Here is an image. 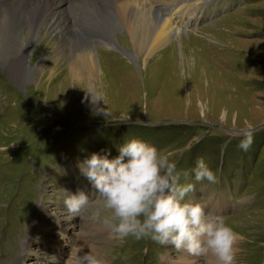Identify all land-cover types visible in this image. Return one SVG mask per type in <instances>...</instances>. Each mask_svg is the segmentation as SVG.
I'll return each instance as SVG.
<instances>
[{"label": "rangeland", "instance_id": "1", "mask_svg": "<svg viewBox=\"0 0 264 264\" xmlns=\"http://www.w3.org/2000/svg\"><path fill=\"white\" fill-rule=\"evenodd\" d=\"M94 1L97 7L113 5V0ZM81 2L76 0L73 8H83ZM203 7L198 18H191H203L198 24L166 45L164 56L157 58L158 48L145 63L128 57L136 52L124 45V28L114 35L124 49L103 46L93 35L96 30L108 35L109 28H97L94 15L82 11L93 27L87 30L89 39L102 54V80L93 98L78 80L71 82L66 64L51 79L40 77L43 70L64 66L62 60H48L23 86L14 84L0 65V264H53L57 239L72 247L76 240L88 241L85 233L91 245L109 252L104 264H180L177 256L183 250L172 245L97 236L106 233L109 213L90 181L94 207L84 233L72 234L81 228L78 216L60 214L67 208L66 194L83 190L80 177H86L78 164L93 153L115 158L131 139L171 154L181 173L179 183L195 184L186 201L203 206L208 200L206 214L209 200L217 201L211 216L223 218L240 237L235 264H264V0H209ZM47 34L44 30L38 38V47ZM53 42L50 47L59 51ZM39 57L32 61L35 66ZM246 123L257 128L248 151L239 147ZM199 159L217 173L218 183H196L193 170ZM73 178H79L76 184ZM35 218L34 234L23 250L21 241ZM60 225L66 231L58 230ZM212 257L204 264H217Z\"/></svg>", "mask_w": 264, "mask_h": 264}, {"label": "bare ground", "instance_id": "2", "mask_svg": "<svg viewBox=\"0 0 264 264\" xmlns=\"http://www.w3.org/2000/svg\"><path fill=\"white\" fill-rule=\"evenodd\" d=\"M75 1L0 0V65L14 84L23 86L26 81L35 78L36 71L42 70L49 62L48 60L59 59L62 60L63 65L66 64L69 67L71 82L78 80L79 88L91 93L98 91L102 80L103 66L100 58L102 54L89 39L87 30H91L93 27L91 21L84 20V16L80 15L82 11L87 17L94 15L92 20L97 28L105 26L106 29L109 28L108 35L104 34L102 30H96L93 35L95 38H101L103 46H115L120 49L123 47L124 49V45L128 44L136 52L129 53L128 57L145 63L158 48L162 47L157 58L164 56L166 48L169 47L166 45L182 37L186 31L184 28L189 24V19L197 17L209 0H113V5L109 7L107 5L97 7L94 2L98 1L82 0L83 8L80 9L73 8L72 3ZM67 10L69 11L66 12ZM79 25L83 27L78 28ZM121 28L126 30L125 39L122 38L126 42L124 45L119 42L120 38H115L116 30ZM44 30L48 33L47 38L42 40L38 47V38H42ZM51 41H54L55 47H58L57 44L61 46V49L54 51L53 46L50 47ZM51 54L53 55L51 56ZM38 57L40 60L38 63L36 62L35 66L32 61ZM62 68H65V65L60 66V70L52 66L50 73L43 70L40 77L49 75L48 79H51L56 72L62 73ZM105 78L109 82L108 74H105ZM70 85L72 83L69 80L68 86ZM216 203V200H209L210 215H215L214 204ZM60 214L63 217L74 216L68 212L67 208H64ZM87 217L88 214L83 219L78 216L77 225L81 228L72 234L84 233L82 228L90 223V218L87 219ZM30 223L27 226L25 238L21 241V249L29 244V239L34 234L36 218L32 219ZM57 229L66 231L63 225ZM105 230L106 233L100 231L97 236L106 238V234L110 235L109 230ZM85 238L92 242V237L87 233H85ZM76 241L77 244L70 247L68 240L57 239L50 262L53 264H76L77 259L88 252L97 254L104 262H108L109 252L98 249L88 241ZM181 254L177 256V262L180 264H204L209 261L208 258L203 259L186 251H182ZM163 258H168V255ZM170 258L174 259L169 255L168 259ZM211 259L216 261L215 257Z\"/></svg>", "mask_w": 264, "mask_h": 264}, {"label": "clouds", "instance_id": "3", "mask_svg": "<svg viewBox=\"0 0 264 264\" xmlns=\"http://www.w3.org/2000/svg\"><path fill=\"white\" fill-rule=\"evenodd\" d=\"M256 131L251 123L241 129L242 150L250 149ZM170 155L143 140L131 139L119 148L115 158L93 153L78 167L109 213L104 224L114 238L151 239L194 256L207 258L211 254L217 264H235L239 234L223 218L206 214L201 204L185 200L195 192V184L179 183L181 173ZM193 171L196 183H218L217 173L203 159L197 161ZM183 175L187 177L188 173ZM93 201L78 191L66 194L64 203L69 213L83 219L94 207ZM76 264H104V260L88 252Z\"/></svg>", "mask_w": 264, "mask_h": 264}]
</instances>
